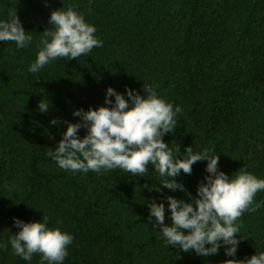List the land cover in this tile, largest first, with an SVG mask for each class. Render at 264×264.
<instances>
[{"label":"trees","instance_id":"16d2710c","mask_svg":"<svg viewBox=\"0 0 264 264\" xmlns=\"http://www.w3.org/2000/svg\"><path fill=\"white\" fill-rule=\"evenodd\" d=\"M70 4L103 46L29 72L43 31L53 27L51 12ZM15 12L33 39L25 48L0 41V244H8L0 264H40L39 254L31 261L14 255L8 241L20 230L14 218L43 222V215L48 227L74 237L63 264H224L264 252V191L255 196L260 208L237 221L235 257L223 244L207 257L165 246L155 218L149 221L155 201L165 205L171 226L166 198L191 203L209 175L207 161L176 177L184 191H171L152 165L145 176L72 173L47 156L68 123L81 122L75 110L112 107L105 104L109 87L125 99L126 88L144 96L145 83L183 109L163 137L174 157L188 146L194 153L214 146L230 179L242 170L264 179V0H0V21ZM41 100L49 103L46 114L38 110Z\"/></svg>","mask_w":264,"mask_h":264},{"label":"clouds","instance_id":"9594fccd","mask_svg":"<svg viewBox=\"0 0 264 264\" xmlns=\"http://www.w3.org/2000/svg\"><path fill=\"white\" fill-rule=\"evenodd\" d=\"M48 23L53 27L42 33L36 59L28 68L31 73L39 72L58 58L78 59L103 46V41L95 36L96 28L86 23L71 4L66 11H52ZM32 39L16 12L0 21V41L14 42L17 48H25ZM156 87L144 83V96L126 88L128 99L109 87L105 104L112 107L75 110L73 115L80 117L81 122L68 123L62 139L55 150L49 148L47 156L61 169L72 173L92 171L100 174L120 169L133 176H145L148 166L152 165L161 177L159 185L171 191H184L176 177L181 172L191 175L196 162L207 161L209 175L205 177L206 182L198 185L197 197L192 198L191 203L171 196L166 198L171 226L165 224V205L155 201L148 205L149 221L155 218L154 226H160L165 246L179 247L183 252L195 251L197 255L207 257L218 254L223 244L230 246L225 248V254L235 257L240 243L237 234L242 227L237 221L245 212H256L260 208L255 196L264 191V179L243 170L230 179L218 168L219 155L214 154V146L196 153L188 146L182 156L174 157L163 137L175 130L177 114L182 115L183 109L180 106L174 108L160 98ZM113 96L114 104L109 99ZM38 110L46 114L48 101L41 100ZM50 123L55 125L58 121L53 119ZM81 128L87 130L83 138L78 136ZM175 151L180 153L179 146ZM154 190L161 191L160 187H154ZM48 222L49 217L44 215L43 222L25 223L14 218V225L20 230L8 241L13 254L25 261H31L34 254H39L40 264H63L74 237L59 228L48 227ZM60 223L62 221L57 220V224ZM0 248L7 250L8 244H0ZM224 264H264V252L245 260H226Z\"/></svg>","mask_w":264,"mask_h":264},{"label":"rangeland","instance_id":"374dc122","mask_svg":"<svg viewBox=\"0 0 264 264\" xmlns=\"http://www.w3.org/2000/svg\"><path fill=\"white\" fill-rule=\"evenodd\" d=\"M85 2H86V5H90L93 2V0H85Z\"/></svg>","mask_w":264,"mask_h":264}]
</instances>
